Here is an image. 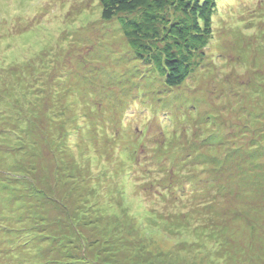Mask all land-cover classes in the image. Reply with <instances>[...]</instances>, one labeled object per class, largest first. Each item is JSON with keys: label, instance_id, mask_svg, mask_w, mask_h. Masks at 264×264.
Segmentation results:
<instances>
[{"label": "rangeland", "instance_id": "374dc122", "mask_svg": "<svg viewBox=\"0 0 264 264\" xmlns=\"http://www.w3.org/2000/svg\"><path fill=\"white\" fill-rule=\"evenodd\" d=\"M99 14L0 0V97L12 76L34 106L0 110L18 123L0 144V264H264V0H218L174 89Z\"/></svg>", "mask_w": 264, "mask_h": 264}, {"label": "trees", "instance_id": "16d2710c", "mask_svg": "<svg viewBox=\"0 0 264 264\" xmlns=\"http://www.w3.org/2000/svg\"><path fill=\"white\" fill-rule=\"evenodd\" d=\"M217 1L97 0V3L100 19L104 23H117L118 33L128 48L127 58L152 69L167 89H174L200 67L204 52L214 35L213 16ZM4 72L11 73L14 70ZM2 76L0 73V78ZM12 80L10 76L5 81L9 85L8 93L0 97V110L33 106L27 99L31 94L28 82L18 86L17 81ZM13 120L3 112L0 113V144L10 140L9 135L14 131H11L8 124ZM12 124L18 127L15 120ZM261 151L255 149L248 156L251 160L259 161ZM254 166L263 168L262 165Z\"/></svg>", "mask_w": 264, "mask_h": 264}]
</instances>
